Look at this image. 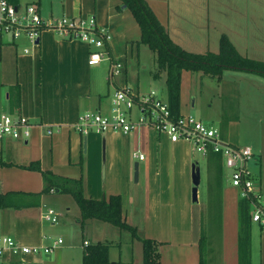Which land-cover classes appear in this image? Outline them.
I'll return each instance as SVG.
<instances>
[{"label":"crops","instance_id":"0c3cea01","mask_svg":"<svg viewBox=\"0 0 264 264\" xmlns=\"http://www.w3.org/2000/svg\"><path fill=\"white\" fill-rule=\"evenodd\" d=\"M11 1L20 7L19 0ZM146 2L165 21L173 43L184 50L217 53L224 35L242 56L264 61V0ZM24 3L35 4L45 18L93 17L96 26L108 35L109 54L104 65L89 66L90 46L80 39H62L45 30L38 45L32 46L24 39L0 36V114L24 115L33 124L26 140L0 138V162L9 164H0V235H9L22 245L53 247L49 254L40 251L14 256L6 251L0 264H82L86 246L98 242L110 245V264H121L119 256H112L115 231L109 223H95L94 219L80 222L79 206L70 194L42 191V172L81 178L87 198L119 195L123 219L137 231L140 228L143 237L161 243L160 264H200L207 183L203 200L198 190V200L193 202L191 165L197 162L191 143L171 142L167 135L146 125L128 133H82L75 128L85 111L108 113L113 94L121 87L136 95L155 91L168 103L165 72L158 69L153 51L140 42L141 29L131 11L121 0H51L49 7L44 0ZM24 48L29 51L24 52ZM111 60L119 61L122 69L109 78ZM15 85L19 104L11 108L8 89ZM261 86L264 75L240 68H225L219 78L183 70L179 111L192 115L196 97L205 94L207 88L212 91L217 114L204 123L217 128L231 145L252 149L254 159L248 167L257 181L258 202L264 206ZM162 89L166 90L165 98ZM231 102L237 106L233 115ZM245 125L249 126L246 132L251 133L250 138L241 136ZM133 153L143 154L144 159L138 160ZM33 162L38 163L39 170L25 168ZM135 162L137 182L133 180ZM220 181L218 240L208 236L203 257L205 264H239L240 189L230 183L223 160ZM48 209L57 214L54 224L42 217ZM250 264H264V230L254 221L250 227Z\"/></svg>","mask_w":264,"mask_h":264},{"label":"built area","instance_id":"2783aa9c","mask_svg":"<svg viewBox=\"0 0 264 264\" xmlns=\"http://www.w3.org/2000/svg\"><path fill=\"white\" fill-rule=\"evenodd\" d=\"M51 30L62 39H80L90 46L87 64L97 66L108 58L105 43L108 35L99 29L93 17L87 19H74L62 16L56 19H45L41 16L37 6L28 3L21 9L8 0H0V36H9L16 41L24 39L32 46H37L43 31ZM24 48V52H28ZM122 64L111 60L109 78L119 74ZM146 125L158 133L167 135L171 142L186 140L191 143L194 151L206 156L208 151L220 153L225 170H231L230 183L240 189L241 197L252 196L251 220L264 230V206L259 204V191L257 181L253 177L248 163L254 159V153L248 146H234L224 140L219 130L195 118L191 114L174 116L168 103L161 100L155 91L144 95H136L129 88L121 87L115 90L111 99L110 111L106 114L93 111L81 113L75 128L87 133L94 129L99 132L121 131L128 133L135 127ZM33 124L24 115L0 114V138L26 140ZM51 133V130L47 131ZM138 160H143L144 155L133 153ZM43 219L51 224L56 223L57 214L48 209L42 215ZM56 243V242H55ZM87 245V242L84 241ZM52 246H27L18 243L9 235H0V257L8 251L14 256L35 254L43 251L51 253Z\"/></svg>","mask_w":264,"mask_h":264},{"label":"trees","instance_id":"16d2710c","mask_svg":"<svg viewBox=\"0 0 264 264\" xmlns=\"http://www.w3.org/2000/svg\"><path fill=\"white\" fill-rule=\"evenodd\" d=\"M14 4L13 1L8 0ZM131 11L141 29L140 42L146 44L155 55V62L159 70L165 72L168 107L174 116L179 111V83L183 70L197 71L216 78L221 76L225 68H240L264 75V61L244 57L237 52L229 40L223 35L220 38L219 51L217 53H194L181 48L170 39L167 28L163 26L146 0H121ZM105 49L109 54L108 43ZM10 107L19 104L18 85L8 89ZM205 160L207 179L206 207L202 213V231L199 239L200 264H205L203 253L206 250L209 226L213 225L215 232L220 231L221 203L220 180L222 175V156L220 153L208 151ZM2 165H9L3 161ZM27 169L39 170L38 163L33 162L25 166ZM44 186L43 192L57 190L70 194L80 209V222L96 219L107 222L119 230L129 231L132 239H137L142 244L143 264H160L161 243L155 239L145 238L138 233L135 226L123 219L121 197L110 195L107 198L93 199L83 195L81 178H63L51 173L42 172ZM1 199V197H0ZM252 202L256 199L252 196L241 197L238 202V263L250 264V227ZM1 205V203H0ZM109 244L95 243L86 246L82 264H110Z\"/></svg>","mask_w":264,"mask_h":264},{"label":"rangeland","instance_id":"374dc122","mask_svg":"<svg viewBox=\"0 0 264 264\" xmlns=\"http://www.w3.org/2000/svg\"><path fill=\"white\" fill-rule=\"evenodd\" d=\"M25 1H28V0H19L21 9L23 8ZM50 1L51 0H44L46 7L50 6ZM42 17L45 18L44 16H42ZM55 18H57V17H53V19H55ZM58 18H60V17H58ZM45 19H50V18H45ZM103 61L100 62L101 65H104ZM246 86H248V85H246ZM258 90L260 91V93H264V87L261 86L258 88ZM197 92H198V90H197ZM211 92L212 91L208 90V88H207V90L205 91V94H203L202 96L198 95L196 97V105L193 109L192 115L197 119H201V121H203V122H205L204 120H207V121L214 120L215 116L217 114L216 113L217 111H215V105H214L215 99H213ZM160 93L163 96V98H165L166 90L162 89V90H160ZM233 104L235 105V103L231 102V105H232L231 114L232 115L234 113H236V109H237V106L235 105V107H236L235 108V107H233ZM250 120H254V118H251ZM248 127L249 126H247V125L243 126V129L241 132V136L243 138H250V136H252L251 133L246 132V129ZM91 130H94V129H91ZM196 162L200 168V183L198 185L199 199L203 200L204 188L206 186V175H208V174L205 171V160H204L202 155H199L196 153ZM133 173H134V170H133ZM133 180H134V177H133ZM206 200H207V197H206ZM205 207H206V202H205ZM93 221L95 223H102L101 221L96 220V219H94ZM107 225H109L108 227H111L115 231L114 232V240H113L115 246L110 247L112 249V252H113L112 256L113 257L119 256L120 260H121V264H143V252H142L141 242H139V240H137V239H132L129 231L119 230L117 227H115L111 224H107ZM209 227L210 228H209L207 234L208 235L213 234V237L218 240V235L215 232L211 233L212 231L215 230V227L213 225H211ZM210 230H211V232H210ZM138 233L141 234L140 228L138 229ZM107 234H108L107 236L110 238L111 230ZM86 236L88 237L89 240H91V237L89 234H86Z\"/></svg>","mask_w":264,"mask_h":264},{"label":"water","instance_id":"95a60500","mask_svg":"<svg viewBox=\"0 0 264 264\" xmlns=\"http://www.w3.org/2000/svg\"><path fill=\"white\" fill-rule=\"evenodd\" d=\"M149 6H150V4H149ZM151 9H152V7H151ZM153 12H154L155 16L157 17V19L159 20V22L163 26L166 27L165 21H162L160 19V17H158L156 15L154 10H153ZM133 170H134V173H133L134 181L137 182V180H138V162L134 163ZM230 173H231V170H228V174H230ZM191 181H192L191 200L193 202H196L198 200V185L200 183V168H199L197 163H193L191 165Z\"/></svg>","mask_w":264,"mask_h":264}]
</instances>
